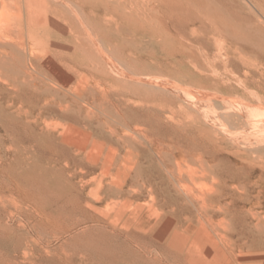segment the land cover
Wrapping results in <instances>:
<instances>
[{
	"label": "bare ground",
	"instance_id": "bare-ground-1",
	"mask_svg": "<svg viewBox=\"0 0 264 264\" xmlns=\"http://www.w3.org/2000/svg\"><path fill=\"white\" fill-rule=\"evenodd\" d=\"M44 1L0 0V7L9 13V17L6 20H1L0 18V58H7L10 61L11 59L14 60L15 51L23 53L26 57L25 64L22 65L21 70L12 72L14 75H21V77L19 76V81L11 76L0 79L1 93L4 92L6 94L7 92L11 98L18 99L27 96L29 89L40 90L41 87L39 88V86L46 84L52 94L46 105L51 107L53 112H57V110L52 106L64 103V105L62 104L64 108H61L60 111L66 113L65 104L73 102L80 105L81 112L91 120L94 112L89 109L90 104L88 102L90 101L87 102L86 99L89 98V94L92 95V92L88 90L86 85L90 76L88 70H92L93 66L91 65L94 63L92 62L94 61L92 60L94 58V43L97 42H94L96 39L94 40L93 31L95 28L94 20L98 19L101 23H105L109 33L122 35L123 37L125 34L126 37L127 35H132L136 39L141 37L142 41L151 45L152 49L159 53V62H164L168 68H174L178 65L187 68L188 64H193L194 71H190L193 74L191 81L196 83V87H211L217 91V93L208 92L202 96L203 102L200 101L202 102V109L207 110V113L211 116L218 115L217 117L223 122L234 124L235 127L229 125L233 134H239L241 139L251 144L250 146L264 151V0H246L249 4L246 3L245 8L240 4L233 3L231 10L234 12L235 20L232 21L227 20L229 18L226 13H223L224 16L221 14L223 9L222 11L221 9H211L210 0ZM243 1L242 3H245V0ZM99 3L106 11L104 14L106 16L102 15L103 17H100L102 7H100ZM98 7L100 8L98 9ZM225 16H227V19H225ZM45 27L49 28L46 30ZM121 27L125 29L121 30ZM49 34H51L50 38H48L49 42H46L45 37H48ZM43 35L44 39H42ZM39 41L43 42L44 48L47 47V51L44 53L39 52L37 47L35 48V43ZM116 47L119 49L120 46L116 45ZM147 48L149 47L147 46ZM102 49L99 50L101 51ZM133 49L137 52L135 50L136 47ZM132 54H129V57H132ZM102 55L104 57L103 60L105 59L103 62L106 61L105 63L109 64V67L111 65L114 68L117 66L116 62L111 61L112 55L107 53V51H102ZM222 55L225 56L222 60L224 64L219 66V60H221ZM102 57L100 58L102 59ZM253 57L258 59L256 60ZM141 58L138 57L129 62L135 61L140 64L143 62ZM38 60L41 61L39 65ZM82 67L86 70L83 71ZM44 68L47 71L45 75ZM106 68L104 67L105 70ZM79 69L82 70L80 71ZM105 70L100 76L102 80H107ZM123 71H125L124 68ZM235 72H244L242 75L244 80L241 79L240 82L242 87L240 91L237 90V82L229 77V73ZM115 73L117 74L118 71L115 70ZM40 75H44L46 79L44 80ZM130 76L132 80L127 81V90H124V92L121 90L122 93L120 94L119 92V97L124 95V97L128 98L129 95L140 92L155 104L154 99L157 97L153 93L154 90L161 88L170 89L171 86L172 88L174 86L168 80H155L156 78L151 79L142 75L131 74ZM111 88L112 86H110ZM107 89L109 90V88ZM107 89L103 94L105 96L104 101L110 102L111 92ZM152 93L153 95H151ZM201 95L200 100L202 98ZM132 96L137 97V95ZM93 98L96 97L93 96ZM117 101L116 110L123 105L119 99ZM126 102L124 101V103ZM158 109L160 110V108ZM159 112H162V110ZM144 116L148 118L154 117L156 123L163 124L164 122L163 116L157 111L146 112ZM88 119L86 120L89 121ZM79 135L75 136L78 138ZM125 137H128V135H122L119 143L129 141ZM145 138L149 141V144L153 143L150 141V137ZM89 139H91V136L88 137ZM95 139L91 142L92 147L88 146V142H83L77 145V151L75 150L71 153V158L68 161L71 163L67 165L65 171L69 187V192L67 193L74 196L70 198L66 194L65 198L67 199L66 203L72 206L73 210H71L75 212L72 213L76 215L75 218L72 217L68 225L58 229V232H54L55 236L53 239L58 240L63 237H69V239L73 238L75 240L78 236L80 238L85 235L90 236L93 240H91L92 245L99 243L102 246H112L111 248L114 249L117 259L122 262L118 261L120 264H264V256L253 251L252 247L256 244V240L249 237L250 233L254 231L260 234L264 233V227L260 224L261 221L257 225L252 226V223L245 216L243 220L237 223V227L226 226L222 229L218 227L220 224L215 222V217L218 214L220 217H228L233 214L236 217V213L241 211L233 203L237 199V195L230 189L232 187L226 186V189L213 194L196 195L190 186L188 187L187 184H184V169L182 164L178 162L176 170L168 169L167 175L171 177V180L163 188L162 186L165 183L159 185L157 181L159 176L151 169L153 166L143 170L138 162L140 158L135 162L132 156L136 153L132 148L129 147L128 152L121 159L116 160L115 151L112 149H110L109 154L101 157L100 150L103 145L98 144L97 138ZM169 142L171 143V141ZM202 143H204L201 146L202 150L206 151L213 161L223 160L216 154L215 148L207 140L202 139ZM244 146L246 147V145ZM88 148H90L89 151L87 150ZM160 153L156 154L161 157ZM228 162H231V160H228ZM245 168L243 167L246 175L253 178L258 177L260 181H264L263 171H257L256 167L252 168V166L249 169H247L248 167ZM98 171H100L99 174H97ZM242 175L239 174L240 177ZM172 180L178 182V185ZM175 189L180 201L191 199L200 216L204 215L206 217V219L203 218L204 220L199 219V227H194L189 222L191 220L187 218L179 224L173 221L172 214L177 210L168 211V209L174 208L176 199H164L163 206L158 204L157 194L163 193L168 194L167 196L169 197L174 196L171 193ZM262 193L259 192V197ZM145 194L149 195L147 197H150V201H143ZM245 195L249 197V193H245ZM57 196L56 198H58ZM229 199H232L233 202H228ZM1 206L6 207V205ZM189 206V204L182 206L185 212L189 211ZM210 212L213 214L209 215ZM24 213L33 217L38 223L37 218L39 216L35 218L32 213L26 211ZM251 217L258 220L255 214H252ZM11 219L14 221L12 226L15 228L17 223L14 220V216ZM254 220L253 222L256 221ZM32 222L30 221L27 225H24L26 229H30V232L34 231L36 226H32ZM224 222L226 224V221ZM39 229L41 230V228ZM10 232H12V229ZM28 238L29 236H27ZM44 245L41 248H30L33 251L32 254L25 252V259L28 262L22 264H35L37 260L44 261Z\"/></svg>",
	"mask_w": 264,
	"mask_h": 264
},
{
	"label": "rangeland",
	"instance_id": "rangeland-1",
	"mask_svg": "<svg viewBox=\"0 0 264 264\" xmlns=\"http://www.w3.org/2000/svg\"><path fill=\"white\" fill-rule=\"evenodd\" d=\"M242 1L243 0H229L228 3V0H210L209 4L211 6V9H221V11L223 9V11H226H222L221 14L223 15V13H226L229 19L226 18L227 16H225V19L232 21L235 20V16L233 14L234 12L231 10V5H233V3H236L245 8L246 5L249 4L247 2L248 0H245V3H242ZM99 5L100 7H102L100 3ZM100 7H98V9ZM100 12V17L106 16L104 15L106 11L103 7ZM96 14L98 13L96 12ZM8 17V11H4V9L0 7L1 20H6ZM230 17L232 18L230 19ZM94 21L95 28L93 31V36L94 40L96 39L94 42L97 43H94V58H92V60H94L92 62L94 63H92L91 65L93 66L92 70H88L90 76L89 82L86 85L88 90L92 92V95L89 94V98L86 97V100L87 102L90 101L88 102L90 104L89 109L94 112V116L92 115V119L94 121L92 119L89 120L85 116V114L81 112V106L73 102H68L65 104V108L67 109L66 113L60 111L61 108H64V103H62L63 105L60 104L52 106L57 110V112H53L51 110V107H47L46 105L47 100H50V95H52L50 93V90L48 89V85L46 84L42 85L43 87L39 86V88L41 87L40 90L33 88L29 89L27 96L18 99H14L13 97L12 99L7 94V92L6 94L4 92V94L0 92V264H22L24 262H28V260L25 259L24 253L27 252L32 254L33 251L31 249L35 247L41 248L44 244V261L37 260L35 264L122 263L119 259H117V256L114 253V249L111 248L112 246H102L99 243L92 245L93 240L90 236L85 235L81 236V238L80 236H78L79 238L76 237L77 239L74 238L75 240H73V238L69 239V237H63L62 239L58 240L53 239L55 233L58 232L57 230L61 229V227H65V225H68L71 222L72 217L75 218L76 215L73 214L75 212L72 211V206L66 203L67 199L65 198L67 196L66 194H68L70 198H73L74 196H72L70 193H67L69 192V187L68 178L65 171L67 165L71 163L68 162L71 158V153H73L75 150L77 151V145L82 144L83 142H88V146L92 147L91 142L95 138H97L98 144L103 145L101 146L100 150L101 157L109 154L110 149H112L115 151L116 160L121 159V157L125 155L126 152H128V148H132V150L136 153L132 156L133 159H135V162H137L138 158H140L138 162L140 163L143 170L153 166L151 169H153L156 172L157 176H159V178L157 179L159 185L165 183L164 186L161 185L163 188H165L169 180H171V177L167 175L168 169L176 170V165L178 162L182 164V167L184 169V184H187L188 187L190 186V188L193 189V193L196 195H206L208 193L213 194L214 192H220L226 189V186L232 187L230 189L233 190L234 193H236L237 199H235L234 202L232 201V199H229L228 202L235 203L241 211L239 210L240 212L236 213V217L234 216V214L228 217H220V215L218 214L215 217V222L217 224H220V226H218L220 229L226 226H229L231 228L237 227V223L243 220V217L245 216H247L249 222L252 223V226H254L255 224L257 225L261 221L260 224L262 225V227H264V181H260L258 177L253 178L246 175L245 170L243 169V167H248L247 169H249V167L252 166V168L256 167L255 169L257 171L264 172V151L250 146L251 144H248L243 139H241L239 137V134H233L230 128L235 127L234 124L223 122L219 117H217L218 115L211 116L209 113H207V110L202 109V96L208 92L217 93V91L211 87H196V83H193L191 81L193 74L190 71H194V66H192L193 64H188L187 68H184L182 65L175 66L174 68H168L164 64V62H159V53L154 51L151 45H149L145 41H142L143 39L140 36V39H136L133 38L132 35H127L126 37V34L124 35V33V37L122 35H114L113 33H109L107 31L108 28L105 23H101V21L98 19H95ZM47 28L45 27L46 30ZM123 29L125 28L121 27V30ZM50 36L51 34H49L48 37H45L46 42H49L48 38H50ZM42 39H44V35ZM133 39L135 42L133 41ZM115 44L118 47L120 46L119 49ZM147 46L149 48H147ZM36 47L38 48L39 52L44 53L45 51H47V47L44 48V44L42 41L35 43V48ZM98 47L99 49H103L100 51ZM122 47L125 52L122 51ZM135 47V50L137 52H135L133 49ZM131 49H133V52L131 51ZM102 51H107V53L112 55L110 59L112 62H116L119 69L117 66V69L112 65L111 67H109V64L107 65L105 63L106 61L103 62L105 59L103 60L104 57H102ZM15 54V59H11V61L7 58H0L1 80L5 77L11 76L19 81L21 75H14L12 72H19L21 70L22 65L25 64L26 57L21 52L15 51ZM129 54H132V57H129ZM100 57H102V59ZM138 57L143 59L142 63H138L139 65L135 61V63L129 62L130 60H134ZM224 58L225 56L222 55L220 58L221 60H219V66L224 64L222 63V60ZM253 58L256 60L258 59L255 57ZM98 61L100 62L98 63ZM40 62L41 61L38 60V65L40 64ZM125 62L127 65L125 64ZM119 65L122 67L120 68ZM104 67H109L110 69L106 68L105 70ZM123 68L125 69V71H123ZM82 69L83 71L86 70L84 67H82ZM104 70L107 74L105 76L107 80H102V77H100L101 73H103ZM115 70L118 71L117 74L115 73ZM46 72V68H44V75ZM243 73L244 72L229 73V77L237 82L238 91L242 89L240 82L241 79L244 80L242 76ZM131 74L142 75L143 77H150L151 79L156 78L155 80H168L170 83H173L174 86L173 88L171 86V90L168 88L154 90L153 93L157 97L156 99H154L155 104H153L146 98L147 96H144V94L140 92H138V94H131V96L129 95L128 98L124 97V95H121L119 97L118 94L119 92L120 94L122 93L121 90H123V92L124 90H127V81L132 80L130 76ZM44 75L40 76L45 80L46 78ZM110 86H112L111 89ZM107 88H109V90ZM106 89L111 92L110 102L104 101L105 96H103V94L105 93ZM93 93L96 95H94ZM153 93L151 95H153ZM157 93L159 94L157 95ZM188 93L189 95H187ZM112 95H114L115 97ZM132 95H137V97H134ZM200 95L202 97L201 100L199 99ZM93 96L96 98H93ZM95 99H97L98 101ZM117 99H119L120 102L123 103L120 108L121 110L118 108L116 110V106L118 105ZM194 99L197 103L194 101ZM124 101L127 102L124 103ZM158 108H160V110ZM158 110H162V112H159ZM150 111H157L159 114H161V116H163L164 118L165 123H156V119L154 117H145L144 113ZM86 119H88L89 121H87ZM186 126L188 129L186 128ZM61 133L63 136L60 135ZM79 133L81 134L79 135ZM75 135H79L78 138ZM122 135H128V137H125L126 140H129L126 141L127 143L124 141L119 143L120 137ZM89 136H91V139L88 140ZM145 137H150L149 139L153 142V146L152 144L148 143L149 141ZM162 137L164 138L163 140ZM202 139L207 140L209 144L213 145L216 154L223 160L213 161L210 155L207 154L206 151L202 150L201 146L204 145V143H202ZM190 140L192 141L191 143L193 144V146H197H191L192 144L190 143ZM193 140L195 141V143ZM169 141H171V143ZM244 145H246V147ZM161 147L163 148L162 150ZM89 149L90 148H88L87 150L89 151ZM158 152H161V157L156 154ZM194 156H196L195 159ZM228 160H231V162H228ZM99 173L100 171L97 172V174ZM241 173L244 174L242 175ZM239 174L242 175V177H240ZM172 181L176 185H178V182L174 180ZM214 182L216 183L214 184ZM259 192H263L260 197ZM55 193L56 196L59 194L57 196L58 198H56ZM245 193H249V197L245 195ZM171 194H173L174 196L169 197L167 196L168 194L163 193L157 194L156 198L158 204L160 206H163L164 199H176L174 208L168 209V211H173V209L177 210L175 211L176 213L174 212L172 214L173 221L179 224L187 218L191 220L189 222L194 227H199V219L201 218L202 220H204L206 219V217L204 215H201L202 217L200 216V213L197 211V208L195 207L193 201H191V199H189L188 201H180V199L177 197L176 189ZM144 196V202L150 201V197H147L149 196L148 194H145ZM58 200L59 202H57ZM188 204L190 205L189 211L185 212L184 207L182 206ZM1 205H6V207ZM25 211L32 213V215L34 214L35 218L36 216H39L37 218L38 223L37 220H35L33 217H30L29 215L27 216L24 213ZM212 214V212L209 213V215ZM252 214H255L258 217V220L252 218ZM13 216L15 218V222L17 223L15 228H13L12 226L14 221L11 218ZM52 218L53 220H51ZM40 219H42V223L41 221H39ZM253 220L255 222H253ZM27 221H33L32 226L36 225L34 227V231L30 232V229L25 228L24 225H27L29 223ZM224 221H226V224ZM39 228H41V230ZM11 229L12 232H10ZM27 236H29L28 239ZM249 237L256 240V244H254V246L260 245L259 247H255H261L260 249H257L253 246V251L256 254L264 256V233L260 234L259 232L254 231L253 233H250ZM118 261L120 263H118Z\"/></svg>",
	"mask_w": 264,
	"mask_h": 264
}]
</instances>
